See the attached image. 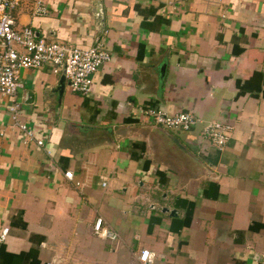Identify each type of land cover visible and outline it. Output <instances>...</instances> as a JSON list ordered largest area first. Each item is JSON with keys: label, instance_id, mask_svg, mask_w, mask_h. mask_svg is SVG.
<instances>
[{"label": "crops", "instance_id": "obj_1", "mask_svg": "<svg viewBox=\"0 0 264 264\" xmlns=\"http://www.w3.org/2000/svg\"><path fill=\"white\" fill-rule=\"evenodd\" d=\"M35 1L17 29L100 44L110 62L85 96L50 65L20 71L43 147L0 97V264H139L144 249L154 264H264V0H42L44 17ZM147 107L233 130L218 150L200 127L143 121ZM99 217L118 239L93 235Z\"/></svg>", "mask_w": 264, "mask_h": 264}, {"label": "built area", "instance_id": "obj_2", "mask_svg": "<svg viewBox=\"0 0 264 264\" xmlns=\"http://www.w3.org/2000/svg\"><path fill=\"white\" fill-rule=\"evenodd\" d=\"M19 4L20 0H0V97L11 99L8 106L11 129H16L23 135L24 144L34 142L43 147V140L34 137L20 115L19 91L23 88L20 71L50 65L52 73L60 75L72 93L85 96L91 92L94 74L110 62V55L100 44L87 49L70 47L61 42H46L38 38L30 27L17 29L13 13ZM33 14L39 17L48 14L42 0L34 2ZM138 117L150 125L181 132L200 127L202 137L218 150L224 148L233 130L230 124L219 121L204 122L191 112L171 114L158 108L147 107L139 110ZM0 136H3V133L0 132ZM72 175L71 172L64 173L68 181L72 179ZM8 232V227L0 230V242L6 240ZM92 233L102 240L118 239V235L101 217L93 224ZM154 257L150 250L144 249L137 256V261L139 264H154Z\"/></svg>", "mask_w": 264, "mask_h": 264}, {"label": "rangeland", "instance_id": "obj_3", "mask_svg": "<svg viewBox=\"0 0 264 264\" xmlns=\"http://www.w3.org/2000/svg\"><path fill=\"white\" fill-rule=\"evenodd\" d=\"M20 115H21V118H22V116H23L22 111H20ZM143 121H144V120H143ZM171 131H176V130H171Z\"/></svg>", "mask_w": 264, "mask_h": 264}, {"label": "water", "instance_id": "obj_4", "mask_svg": "<svg viewBox=\"0 0 264 264\" xmlns=\"http://www.w3.org/2000/svg\"><path fill=\"white\" fill-rule=\"evenodd\" d=\"M168 210H165V212H167ZM172 213V212H171Z\"/></svg>", "mask_w": 264, "mask_h": 264}]
</instances>
